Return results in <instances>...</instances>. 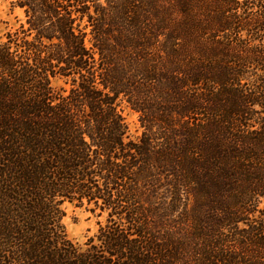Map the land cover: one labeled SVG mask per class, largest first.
Returning a JSON list of instances; mask_svg holds the SVG:
<instances>
[{"label": "trees", "instance_id": "16d2710c", "mask_svg": "<svg viewBox=\"0 0 264 264\" xmlns=\"http://www.w3.org/2000/svg\"><path fill=\"white\" fill-rule=\"evenodd\" d=\"M11 6L0 264H264V0ZM66 203L104 217L82 243Z\"/></svg>", "mask_w": 264, "mask_h": 264}, {"label": "rangeland", "instance_id": "374dc122", "mask_svg": "<svg viewBox=\"0 0 264 264\" xmlns=\"http://www.w3.org/2000/svg\"><path fill=\"white\" fill-rule=\"evenodd\" d=\"M12 1L13 0H0V40L5 39L7 32L14 31L19 27L20 23L24 21L23 10L19 7L12 8ZM97 2L106 5V0H92L93 18H96L95 5ZM86 32V43L90 45L91 35L89 34L88 27ZM52 84L56 89L68 86L63 80L58 78L53 79ZM120 109L128 127V137L132 140H137L138 136H140L143 131V127L140 123V113L130 108L125 101L120 103ZM65 211L66 215L63 218V223L66 227L67 233L71 239L78 243L84 242L88 236L93 235L97 231L98 222L104 220L103 216L95 215L89 211L87 207L76 206L73 203H66Z\"/></svg>", "mask_w": 264, "mask_h": 264}]
</instances>
